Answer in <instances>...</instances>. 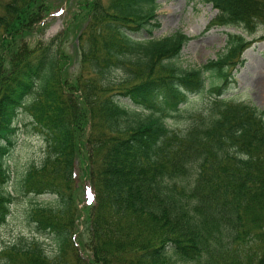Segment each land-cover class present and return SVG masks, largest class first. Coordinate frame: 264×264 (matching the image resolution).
Returning a JSON list of instances; mask_svg holds the SVG:
<instances>
[{"label": "trees", "instance_id": "trees-1", "mask_svg": "<svg viewBox=\"0 0 264 264\" xmlns=\"http://www.w3.org/2000/svg\"><path fill=\"white\" fill-rule=\"evenodd\" d=\"M208 1L218 10L212 25L253 33L264 24V0ZM75 4L84 26L71 73L63 33L30 39L43 32L51 0H0V225L15 200L1 187L21 112L46 138L22 192L59 202L30 213L35 228L55 238L54 254L21 239L1 251L3 264H264V111L225 96L237 82L230 66L251 41L230 33L217 59L184 68L177 59L191 38L152 36L157 0ZM206 72L222 80L209 88L207 112L171 128L165 117L205 89ZM122 98L152 112L132 114ZM84 146L94 201L80 209L76 161ZM82 213L86 242L75 229Z\"/></svg>", "mask_w": 264, "mask_h": 264}, {"label": "rangeland", "instance_id": "rangeland-1", "mask_svg": "<svg viewBox=\"0 0 264 264\" xmlns=\"http://www.w3.org/2000/svg\"><path fill=\"white\" fill-rule=\"evenodd\" d=\"M77 1L70 0L68 3V0H51L53 10L43 24V32L35 33L30 38L31 40L49 42L57 34L63 33L67 37V41L61 38L59 42L65 43L64 49L71 56L69 64L71 73L79 69L77 37L84 26L80 14L77 13L78 7L75 4ZM105 1L109 2V0ZM217 14L218 10L208 0H157L156 19L160 26L153 31L152 36L161 38L178 31L188 35L191 39L184 44L177 59V63L184 68L202 67L208 61L217 59L219 54L225 52L228 34L245 36L247 41H251L249 43L251 46L243 51L238 62L230 66L229 71L232 78L237 82L230 85L225 96L234 101L256 105L264 111V40L261 38L264 35V24H260L253 33L240 25L215 26L212 25V21ZM144 35L148 36L149 34L144 32ZM206 75L208 80L205 89L202 92L189 95L187 102L181 106L178 112H172L171 116L165 117L168 126L176 130L185 129L191 122L192 115L207 112L213 98L209 88L212 83H219L222 80L211 72H206ZM121 100L124 105L129 107L132 114L145 116L152 112L136 108L130 99L122 98ZM154 113L160 115L157 111ZM16 125L19 130L15 136V146L6 157L10 179L1 187L4 192L15 196V200L11 205V213L6 222L0 225V254L5 247L21 239L26 241L36 239L41 242L47 253L52 255L57 249L55 238L44 232H39L34 226L30 213L31 209L37 206L57 208L59 206L57 197L50 193L35 195L22 192V181L28 168L32 165H39L43 160L46 138L42 133L34 130L26 112H21ZM90 151L89 147H82L76 161L75 196L80 209L87 202H93L92 198L86 200L87 195L90 194L91 186L87 176V170H90L88 164ZM85 218V214L82 213L75 226L79 242L80 239L82 242L87 241L89 224L86 223ZM0 264H3L1 255Z\"/></svg>", "mask_w": 264, "mask_h": 264}, {"label": "bare ground", "instance_id": "bare-ground-1", "mask_svg": "<svg viewBox=\"0 0 264 264\" xmlns=\"http://www.w3.org/2000/svg\"><path fill=\"white\" fill-rule=\"evenodd\" d=\"M264 79V78H263Z\"/></svg>", "mask_w": 264, "mask_h": 264}]
</instances>
